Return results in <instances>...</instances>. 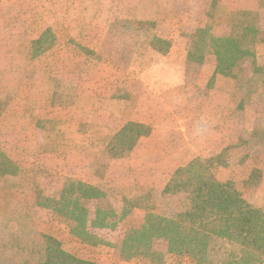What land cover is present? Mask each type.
<instances>
[{"label": "rangeland", "instance_id": "obj_1", "mask_svg": "<svg viewBox=\"0 0 264 264\" xmlns=\"http://www.w3.org/2000/svg\"><path fill=\"white\" fill-rule=\"evenodd\" d=\"M172 14L180 37L206 41L209 58L216 57L211 39L236 44L241 57L227 70L235 100L246 108V123L264 129V0H0V264H42L52 240L92 264H206L169 252L162 241L152 245L158 257L120 256L121 240L147 214L171 218L182 208V194L163 193L179 168L167 181L170 167L161 171V156L145 148L133 153L132 141L120 138L104 147L107 137L77 132L62 120L75 114L76 91L92 90L96 62L144 57L148 36L162 24L141 18L164 23ZM226 158L241 169L221 183H231L247 203L264 204V189L243 178L238 156ZM217 163L203 165L214 176ZM76 184L102 195L80 197ZM68 190L76 205L67 203ZM76 207L86 212L84 233ZM256 209L264 212V205ZM97 210L111 227H90ZM212 246L209 264L239 251L218 239Z\"/></svg>", "mask_w": 264, "mask_h": 264}, {"label": "crops", "instance_id": "obj_2", "mask_svg": "<svg viewBox=\"0 0 264 264\" xmlns=\"http://www.w3.org/2000/svg\"><path fill=\"white\" fill-rule=\"evenodd\" d=\"M175 17L168 15L164 23L157 16L141 18L162 24L148 36L144 57L128 55L123 65L96 62L92 90L76 91L75 114L68 111L62 120L74 123L77 132L107 137L104 147L125 133L133 153L145 148L161 156V171L170 167L167 181L174 170L195 160L219 162L211 169L215 178L230 181L236 168L223 157L236 154L237 163L246 168L243 178L256 179V187L264 189V129L246 123V108L235 100L232 77L218 70L216 57L209 58L205 49L200 56L192 54L194 43L180 37L181 26L171 23Z\"/></svg>", "mask_w": 264, "mask_h": 264}, {"label": "trees", "instance_id": "obj_3", "mask_svg": "<svg viewBox=\"0 0 264 264\" xmlns=\"http://www.w3.org/2000/svg\"><path fill=\"white\" fill-rule=\"evenodd\" d=\"M210 42L215 46L218 70L226 74L228 67H233L241 57L236 58L233 52H237V46L230 40L211 39ZM205 45L206 41L195 40L192 54L200 56ZM230 52L232 55L228 58ZM121 134L123 142L130 140L125 133ZM76 187L79 196L85 199L102 195L97 189L84 184H76ZM67 193V203L76 205L77 199L72 196L71 191H65L64 194L67 196ZM163 193L182 194V208L171 218L147 214L142 226L131 230L121 240L118 247L120 256L126 259L158 257L160 255L154 252L152 245L155 241H162L169 252L190 256L199 263L209 264V255L214 251L212 243L218 239L239 247L237 255L230 254L218 264L264 262V212L245 202L231 183L218 182L202 161L195 160L179 168ZM76 210L80 216L78 231L84 233L86 212L80 207H76ZM106 218V213L97 210L90 227H111L105 223ZM42 264L92 263L66 253L52 240Z\"/></svg>", "mask_w": 264, "mask_h": 264}]
</instances>
